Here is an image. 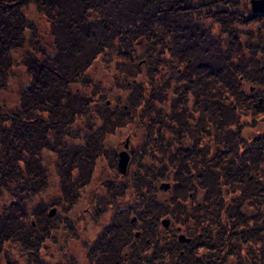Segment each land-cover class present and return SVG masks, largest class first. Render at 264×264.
<instances>
[{
    "label": "trees",
    "instance_id": "obj_1",
    "mask_svg": "<svg viewBox=\"0 0 264 264\" xmlns=\"http://www.w3.org/2000/svg\"><path fill=\"white\" fill-rule=\"evenodd\" d=\"M259 121L264 13L240 0H0V264L61 257V210L116 197L141 230L131 264H173L162 217L227 264H264V131L244 133Z\"/></svg>",
    "mask_w": 264,
    "mask_h": 264
},
{
    "label": "flooded vegetation",
    "instance_id": "obj_2",
    "mask_svg": "<svg viewBox=\"0 0 264 264\" xmlns=\"http://www.w3.org/2000/svg\"><path fill=\"white\" fill-rule=\"evenodd\" d=\"M129 142L130 139L126 138L121 148H117L118 145L115 143L110 145L116 171L124 177L129 174L130 162L136 156V147ZM123 151L128 153V163L125 172L121 173L117 164L119 155ZM116 199L117 202H109L110 204L107 205L104 203L101 207L93 208L89 206L90 204L84 206L82 202L78 208L62 209L61 212L67 213L68 216L73 213V218L67 219L72 223L68 228L71 230L70 237L73 240L64 241L65 245H70L65 249L64 255L52 258L47 255L42 257L40 264H131V243H133L131 236L140 242L141 230L126 223V221L131 224L137 223V217L134 215L124 217V213L130 212L129 209L123 208L127 201L118 197ZM117 205L120 206L116 207ZM56 212V208H50L47 211L48 217H53ZM164 219L168 220L167 226L162 224ZM61 220L65 218L61 217ZM117 226L120 229V241L115 238ZM157 229L159 236L164 237L165 240H172L174 244L173 264H227L228 260H234L236 257L235 254L229 256L231 251L223 246L211 252L208 241L210 234L196 232L193 227L184 229L180 224L172 226L168 217L158 219Z\"/></svg>",
    "mask_w": 264,
    "mask_h": 264
},
{
    "label": "rangeland",
    "instance_id": "obj_3",
    "mask_svg": "<svg viewBox=\"0 0 264 264\" xmlns=\"http://www.w3.org/2000/svg\"><path fill=\"white\" fill-rule=\"evenodd\" d=\"M241 2H242V4H243V8H244V11H248V10H250V1L251 0H240ZM253 27H255V26H253ZM259 128V129H258ZM245 131H244V133H249V132H251V131H254V130H257V131H259V132H263L264 131V122H261V121H259V123H257L253 128L252 127H246L245 129H244ZM249 131V132H248ZM247 135H243L242 137L243 138H245ZM126 138H129L130 139V144L131 145H133V141H134V143H135V140H133V139H131L130 138V136L129 135H124L122 138H120L119 140H117V141H115V144L116 145H118L117 146V148H121L122 147V144H123V142H124V140L126 139ZM114 144V143H113ZM134 147H135V145H133ZM126 152V151H125ZM127 153V152H126ZM128 154V153H127ZM133 161V160H132ZM132 161L130 162V164L132 163ZM103 173L106 175V172L104 171V169H102V171L101 172H99L98 173V177H101L102 175H103ZM105 175H103V176H105ZM161 185H162V183L160 184V187H161ZM158 186H159V184H158ZM54 189H55V184H53V183H49V187H48V194H53V192H55L54 191ZM161 190V189H160ZM164 193H166V192H164ZM54 195V194H53ZM161 197V196H160ZM73 240V239H72Z\"/></svg>",
    "mask_w": 264,
    "mask_h": 264
},
{
    "label": "water",
    "instance_id": "obj_4",
    "mask_svg": "<svg viewBox=\"0 0 264 264\" xmlns=\"http://www.w3.org/2000/svg\"><path fill=\"white\" fill-rule=\"evenodd\" d=\"M250 5H251V11L253 13H264V0H251ZM131 153H132V151H131ZM127 163H128V154L125 151H123L119 155L118 164H117L118 170L121 173L125 172V168L127 166ZM166 187H168V184H163L161 186V188H164V189ZM162 224L164 226H167L168 220L164 219L162 221Z\"/></svg>",
    "mask_w": 264,
    "mask_h": 264
}]
</instances>
